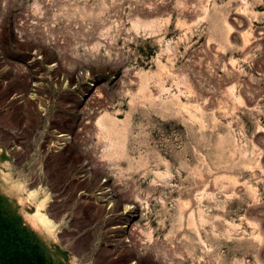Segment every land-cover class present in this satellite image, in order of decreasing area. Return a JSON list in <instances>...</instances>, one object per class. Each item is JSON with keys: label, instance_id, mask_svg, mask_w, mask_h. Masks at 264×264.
<instances>
[{"label": "rangeland", "instance_id": "obj_1", "mask_svg": "<svg viewBox=\"0 0 264 264\" xmlns=\"http://www.w3.org/2000/svg\"><path fill=\"white\" fill-rule=\"evenodd\" d=\"M0 264H264V0H0Z\"/></svg>", "mask_w": 264, "mask_h": 264}, {"label": "bare ground", "instance_id": "obj_2", "mask_svg": "<svg viewBox=\"0 0 264 264\" xmlns=\"http://www.w3.org/2000/svg\"><path fill=\"white\" fill-rule=\"evenodd\" d=\"M32 192H34V190H32ZM45 214L42 211H40L39 208H37V210L34 212V214L31 217H34L37 220V222L40 223V226L42 229L49 230L50 228L53 227V225L56 222L54 221V224H53L51 219L48 218V216H46Z\"/></svg>", "mask_w": 264, "mask_h": 264}]
</instances>
